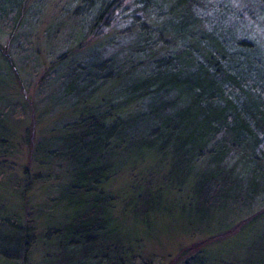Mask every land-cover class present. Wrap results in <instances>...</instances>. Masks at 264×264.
Instances as JSON below:
<instances>
[{
  "label": "trees",
  "instance_id": "16d2710c",
  "mask_svg": "<svg viewBox=\"0 0 264 264\" xmlns=\"http://www.w3.org/2000/svg\"><path fill=\"white\" fill-rule=\"evenodd\" d=\"M28 2H0V19L27 37ZM70 2L43 37L54 41L65 21L84 17L81 36L71 31L67 44L64 35L67 51L38 83L50 92L71 75L60 94L74 97L61 117L70 120L24 145L43 180L57 160L71 180L37 239L27 197L34 177L24 172L14 191L21 210L0 207V263L35 264L39 245L41 264H154L143 251L169 225L206 229L164 264H264V33H252L256 23L264 29V0L240 12L224 0ZM116 20L121 30L107 33ZM0 50L3 93L18 75ZM11 123L0 108L1 177L17 149ZM124 173L135 176L120 194L112 181Z\"/></svg>",
  "mask_w": 264,
  "mask_h": 264
},
{
  "label": "rangeland",
  "instance_id": "374dc122",
  "mask_svg": "<svg viewBox=\"0 0 264 264\" xmlns=\"http://www.w3.org/2000/svg\"><path fill=\"white\" fill-rule=\"evenodd\" d=\"M7 1L0 0L1 5L6 6ZM70 1L29 0L27 6L31 8L24 15L23 21L30 28L31 33L28 34V37L22 34L21 30L11 31L10 25L5 20L0 19V47L4 48L8 53L18 75L17 79L12 77L9 80V84L6 82L8 88L3 93H0L2 100L0 101V108L11 113V124H13L16 130V136L19 140L23 138L22 141L15 140L17 149L13 151L12 155L7 157L8 159L5 162V167L8 168L9 172H6L4 177L0 176V207L3 208L6 205L8 210L16 212L21 210V203L19 198H17L18 195L14 191L17 189L18 193H20V189L18 190L17 187L21 188L24 172L26 171L28 174L30 172L32 174L30 175L34 177V185L29 189L27 197L29 210L32 212V216H34V225L36 226L34 234L37 235V239L42 237L46 222L55 218L51 214L56 215L60 213L61 203L58 196L60 194L61 196H65L62 190L64 184H67L71 180V172L70 167L66 168V165L62 161L57 160L47 169V172L50 174V177H48L49 180H43V176H45H42L44 170L42 167L38 169L34 167V162L30 158L31 152L27 151L24 145V138H29L32 142H40L46 139L52 129L54 134L60 132L61 130L57 126L70 120V118L64 120L61 117H64L70 111L67 109L66 102L71 103L74 97H68L67 99H61L60 97V94L65 88L69 89L71 87L70 74L61 85L59 82H54L56 84L49 90L50 92L46 89H38L40 86L38 83L47 67L50 66L55 57L67 51L68 48L66 49L64 46L67 34L73 31L74 39L81 36L79 24L81 20H84V17L72 18L65 21L64 34L61 32L60 35L56 36L54 41L52 39L47 40L43 37L44 28L51 23L52 17L60 13L64 8L71 7V5H67L68 2L69 4L71 3ZM224 1L228 9L239 12L248 4H255L251 0ZM64 18L66 17L64 16ZM122 26L116 20L114 23L112 22L106 32L109 33V31L115 30L117 32L121 30ZM252 33L256 36L263 37L264 29L262 25L256 23L252 28ZM66 41L67 44L71 43L68 37ZM107 49L109 50L106 53L112 52L110 47ZM0 53L2 54L1 50ZM58 72L59 74L62 73L63 69H59ZM96 99L97 94H94L91 101ZM39 156L43 157L44 153H40ZM133 176H135L134 173H124L117 176L112 181V190L121 194L123 192L122 188L127 185L128 177L130 179ZM244 216L245 214L241 213L238 218L243 219L245 218ZM167 220V224H173L171 219ZM174 223V225L180 223V226L182 224L179 221ZM165 227L164 234H161L160 231L152 232L150 240L147 242L143 251L144 256H150L154 264L167 263L168 259L175 255L181 247L188 245L191 241L204 238L205 235L202 234V231L206 229L200 227L196 231V234H194L184 231V229L176 228V226L168 225ZM211 228L214 229V226ZM36 246L34 249L32 248L30 258L35 264H41L40 260L43 258L41 253L44 252L38 247L39 245Z\"/></svg>",
  "mask_w": 264,
  "mask_h": 264
}]
</instances>
